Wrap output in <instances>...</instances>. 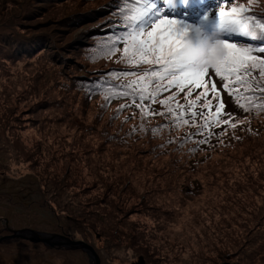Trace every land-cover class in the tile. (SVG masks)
I'll use <instances>...</instances> for the list:
<instances>
[{
    "label": "rangeland",
    "instance_id": "obj_1",
    "mask_svg": "<svg viewBox=\"0 0 264 264\" xmlns=\"http://www.w3.org/2000/svg\"><path fill=\"white\" fill-rule=\"evenodd\" d=\"M234 3L253 23H264V0H230L224 9ZM115 6L116 0H0V237L33 230L64 238L1 241L0 264H94L68 238L91 247L98 264H264L259 69L251 80L254 113L227 132L243 138L244 149L215 147L209 161L179 170L182 163L145 134H130V153L109 142L100 147L105 153L96 147L102 141L81 137L99 130L97 118L117 143L122 137L114 132L144 124L105 101L117 94L114 80L127 68L120 50L97 52L110 36L106 27L121 18ZM206 78L223 100L216 77ZM57 121L81 129L66 131ZM213 161L220 165L211 169Z\"/></svg>",
    "mask_w": 264,
    "mask_h": 264
},
{
    "label": "snow or ice",
    "instance_id": "obj_2",
    "mask_svg": "<svg viewBox=\"0 0 264 264\" xmlns=\"http://www.w3.org/2000/svg\"><path fill=\"white\" fill-rule=\"evenodd\" d=\"M246 11L247 9L242 6L232 7L229 10L221 8L218 13L221 29L226 33L248 36L250 39L264 37V23H253L252 17L244 15ZM125 19L131 21L130 24L125 25L126 32L100 41L97 52L105 56L111 55L115 52L116 45L123 43L122 59L127 63L159 65L158 71L145 72L139 81H134L141 88V99L144 98L143 93L147 91L148 84L153 81V78L156 81L167 80L168 87L188 89L190 95L192 89L205 87V77L212 72L217 76H223L225 80L235 77L236 83L245 84L248 83V76L251 75L252 69H259L261 76H264V58L253 55L254 52L264 54V48H254L251 44L238 46L236 43L229 42L227 35L221 41L225 50L222 62L212 68H192L185 62L182 54L187 28L179 27L176 19L165 16L157 10L155 0H143L142 6L135 14ZM149 24H151L150 29H148ZM95 58L98 57L91 59ZM161 87L163 85L158 83L156 90ZM214 89L215 86H213ZM156 90H153V95ZM261 91H264V88ZM205 94L206 92L201 93V95ZM199 99L200 97H197V100ZM195 103L191 101L189 107H193ZM205 106L210 108V102H206ZM220 111V108H217V117ZM214 122L219 123V120Z\"/></svg>",
    "mask_w": 264,
    "mask_h": 264
},
{
    "label": "trees",
    "instance_id": "obj_3",
    "mask_svg": "<svg viewBox=\"0 0 264 264\" xmlns=\"http://www.w3.org/2000/svg\"><path fill=\"white\" fill-rule=\"evenodd\" d=\"M42 50H44V48H42ZM17 56H19V52L17 53ZM22 56L23 55H21L20 57ZM24 58L25 57L23 56L22 60ZM120 65L122 64H118L116 67H119ZM113 85L114 90L117 94L112 97H106L105 101L111 102V100H116V97H118V99L124 97L128 98L127 105L129 100L130 104L133 103V101L135 100V98L133 97V92L135 88L131 82H127L123 77H121L120 74L119 77L115 78ZM143 99H146L150 102L152 108L155 109V112L153 113L147 108H137L136 112H131V115L127 116L128 118H134V120L136 119L138 120V122H142L144 124H140V126L133 127L132 131L130 132L128 130L122 132H120V130H117L116 132H114L120 138L122 137V141L118 140V143L114 142L112 135H105L108 123H104V120H102V118H97L93 122V125L95 126V128L93 129H99L98 131L89 129L82 133L81 137L85 138L86 136H89L90 138H92V140H94L95 137L97 141H102L99 145L96 146L97 148L98 146L99 148L104 147L105 145H107V142H109L108 145H113L114 148H124V150L128 153L134 150V147L132 146L130 141L131 139L129 138L130 134H133V137H136L139 134H142L143 136L146 135V138L152 137V139L158 142V144L160 145L162 153L166 154V152H168L174 160H177L178 162L182 163V166L178 168L179 170L187 169V166L192 163L203 164L206 161H209L207 155L209 153H212V149L215 147L224 148L225 146H232L233 148L230 151L233 152L238 151V149L245 148V146L243 145V138L240 139L238 137L224 136L220 140L218 139V142L214 141V137H217L215 131L217 126L210 125V122L208 126L209 113H195V105L190 108V102L184 103L181 107H171L166 106L167 99H160L159 101L153 103L151 102V99L149 97H144ZM252 101L253 100L249 101L250 104L248 106V109L249 111H251V113H254L255 109L253 108V106L255 105L251 104ZM119 106L123 110L124 108H126V104H119ZM169 109H171V111H169ZM185 121L187 122L185 123ZM238 122L239 121L236 122L235 127L239 126ZM56 123L64 125V130L66 131L70 129L77 132L81 129L75 123L71 122L57 121ZM148 123H152L150 125L155 126H148ZM110 125L113 124L110 122ZM160 128H162L163 130H161ZM230 129L232 130L233 127H227L226 129H223L222 131H220L221 135L228 132ZM261 130L262 127L259 128V132H261ZM259 132L255 131V133L252 132L251 135L247 134L246 142H248V139H251L252 135H258ZM262 133L264 134V132ZM123 139H127L126 141L130 142V144L127 145V142L123 141ZM100 149H102L106 153L105 148ZM108 156L110 157L109 153ZM173 163L175 164V161H173ZM209 164H211V169L216 167L217 165H220L219 163L214 161L209 162Z\"/></svg>",
    "mask_w": 264,
    "mask_h": 264
},
{
    "label": "clouds",
    "instance_id": "obj_4",
    "mask_svg": "<svg viewBox=\"0 0 264 264\" xmlns=\"http://www.w3.org/2000/svg\"><path fill=\"white\" fill-rule=\"evenodd\" d=\"M193 36L185 38L182 54L185 62L194 69L212 68L223 61L225 50L222 38L218 32L205 34L203 30L194 26Z\"/></svg>",
    "mask_w": 264,
    "mask_h": 264
},
{
    "label": "water",
    "instance_id": "obj_5",
    "mask_svg": "<svg viewBox=\"0 0 264 264\" xmlns=\"http://www.w3.org/2000/svg\"><path fill=\"white\" fill-rule=\"evenodd\" d=\"M9 231L11 232V235L10 236L1 237L0 238V242L1 241H4V240H8V239L17 238V239L28 240V241L33 242V243H44V244H48L49 241L45 239L46 236L51 237V238H55V239H57V238L64 239L63 237H60V236H56V235H46L44 233H39V232L37 233V232L31 231V230H18V231L9 230ZM26 235H29V236H26ZM42 237L44 239H41ZM66 241L69 244H71V245L80 246L81 248H83L84 250H86L91 255V257L93 258L94 264H98L97 256H96V254L94 253V251L92 250L91 247H89L88 245H86L84 243H81V242H72V241H68V239Z\"/></svg>",
    "mask_w": 264,
    "mask_h": 264
},
{
    "label": "bare ground",
    "instance_id": "obj_6",
    "mask_svg": "<svg viewBox=\"0 0 264 264\" xmlns=\"http://www.w3.org/2000/svg\"><path fill=\"white\" fill-rule=\"evenodd\" d=\"M155 4H156V6L157 7H159L160 8V10H162V9H166V8H168V6H169V0H156L155 1ZM31 231H33V230H31ZM7 232H9L10 234L9 235H6V236H10L11 235V232L10 231H7ZM35 232V231H34ZM27 236H29V235H27ZM4 237V236H3ZM1 238V237H0ZM68 239H70V238H68Z\"/></svg>",
    "mask_w": 264,
    "mask_h": 264
}]
</instances>
